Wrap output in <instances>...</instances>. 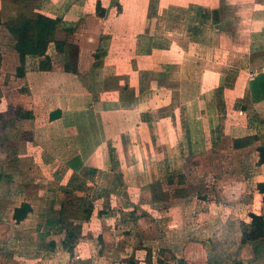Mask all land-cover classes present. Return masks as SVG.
I'll list each match as a JSON object with an SVG mask.
<instances>
[{"label": "crops", "instance_id": "obj_1", "mask_svg": "<svg viewBox=\"0 0 264 264\" xmlns=\"http://www.w3.org/2000/svg\"><path fill=\"white\" fill-rule=\"evenodd\" d=\"M44 2L52 7H40L36 16L59 20L56 38L45 51L51 63H44L45 56L35 60L33 48L25 76L16 77L28 98L22 119L35 133L25 141L26 151L41 153L33 163L41 162L44 172L16 185L9 199L0 198L5 209L10 207V224H27L30 236L38 237L60 225L65 210L79 202L92 209L91 219L100 212L110 216L107 233H121L137 254H145L142 264H150L147 259L155 251L161 260L156 264H264V238H258L251 218H264V196L255 195L261 198L260 212L238 217L236 203L232 214L237 216L227 220L222 204L206 205L192 196L190 163L181 159L184 155L175 156L178 147L183 154L190 151L192 130L208 129L203 109L216 97L231 99L239 111L264 106V0ZM171 8L188 11L190 24L180 38L172 35L177 26L165 36L160 25L156 30L153 25ZM209 34L219 39L216 46L209 45ZM242 34L246 55L235 68L219 59L220 47L225 48L228 36L240 41ZM84 179L83 194L74 192L75 201H69L65 195ZM238 182L239 191L249 193L264 182V174L256 186L250 178ZM130 189L138 202L129 211H103L129 202ZM26 204L32 212L16 221L15 210ZM211 210L215 215H209ZM125 218L137 223L140 234L131 233Z\"/></svg>", "mask_w": 264, "mask_h": 264}, {"label": "rangeland", "instance_id": "obj_2", "mask_svg": "<svg viewBox=\"0 0 264 264\" xmlns=\"http://www.w3.org/2000/svg\"><path fill=\"white\" fill-rule=\"evenodd\" d=\"M40 7H45V10L46 7L50 9L52 3H46L44 0H0V198L2 199L12 197V189L16 185L30 181L40 170L44 172L42 168H39L42 167L41 162L33 163L36 157L38 158L36 155L39 151H26L28 145L25 144V141L32 140L35 133L33 128L28 127V130L26 129L27 126L22 119V115L25 114L23 109L28 107L24 101L28 98L20 93L24 91L23 81H16L17 69L20 67L19 58L15 52L17 38L8 30L10 25H22L26 19L35 18V10H40ZM187 12V10L171 8L157 22L154 20L156 22L153 23L155 30L156 26L160 25L159 32L169 36L171 34L169 28L177 26L179 30L176 33L172 31V35L175 38H180L184 34L183 30H186L185 27L190 24V21L187 20L188 16L185 15ZM209 28H212L211 24H209ZM232 37L234 36L230 35L224 41L225 48L220 47L222 52L219 53V59H223L224 63L237 68L244 63L246 54L243 49L246 45V37L245 34H242L240 41L237 39L233 41ZM52 38L55 39L56 36L53 35ZM208 40L210 46H216L217 40L219 41L217 37H213L211 34H209ZM237 44H239L240 50L235 48ZM61 46L63 45H58L60 50ZM46 48V46L35 47L33 50L34 59L45 56L44 63H51V58L45 53ZM214 48L210 52L214 55L212 59H216ZM214 94L216 95V93ZM230 100L224 99L222 101L219 96V99L216 97L212 103H209V106H205L206 104L203 103L207 109V112L205 108L203 109V122L208 123V129L206 131L192 130L190 136L195 142L190 151L187 148L183 154V149L178 147L177 153H175L178 160L181 155H184L181 159H187L190 163L188 168L192 172L193 188L189 190L192 196L201 199V201L202 199L205 200L206 205L210 202L222 204L221 207L223 211H226L227 220L228 217L237 216L232 214V207L236 203L237 207L241 206V209L236 211V213H240L238 217H248V211L260 212L259 201L261 198L255 200L259 194L258 189H252L249 193H242L236 183L238 181L244 183L246 178H250L252 181L250 185L256 186L264 174V168L262 169L258 164V153L264 148V106L254 108L249 112L242 109L239 111L233 107L234 103L229 102ZM193 116H200V114L196 113ZM20 142L23 146L18 149L16 145ZM37 148L39 149V147ZM15 149L16 151L19 150L17 154ZM24 157H28L27 161H20V158L24 159ZM179 167L182 169V165ZM165 180H158V182ZM33 181L35 182V180ZM87 184L86 179L79 180L78 185L73 190H69L65 196L69 197V201H75L74 192L80 190V194H83L82 191L87 187ZM119 185L122 184L119 183ZM154 186L156 187V185ZM131 190L126 193L131 196L129 202L127 200L123 204L120 203L113 210L109 206V211H103L107 214L129 211L127 209L134 205V201L138 202L134 193H130ZM126 191H128V187ZM179 194H182V191ZM96 195L98 194L96 193ZM158 196L159 199H165L164 194H158ZM147 197L145 196V199ZM97 205L104 207L105 202H97ZM6 206L5 203H0V264H124L132 260L136 264L144 262L142 255L145 254H137L134 247L123 241L121 233H115V231L110 235L107 233L106 228L109 227L110 216L105 217L100 212L93 219L88 217L91 219H89L91 224L87 221L85 208L80 206L79 202L74 209L67 208L65 210V213L61 215L60 225H55L50 231H48L50 228H46L38 237L32 235L33 238L28 233L29 225L17 224L15 226L14 224L13 226L10 224L9 213L11 210L10 207L5 209ZM124 208L127 211L123 210ZM213 210L216 212V209ZM209 212L210 216L215 215L212 210ZM129 224L131 233L135 236L137 233L140 234L137 223L131 222ZM68 230L74 231L75 238L68 239L66 232ZM62 233L64 236L61 238ZM228 235L231 236L230 231H228ZM69 247H74L73 252ZM151 254L147 262L156 264V262L161 261L157 258L158 252H151ZM137 255L139 256L137 257ZM162 255L165 259L170 258L164 253Z\"/></svg>", "mask_w": 264, "mask_h": 264}, {"label": "trees", "instance_id": "obj_3", "mask_svg": "<svg viewBox=\"0 0 264 264\" xmlns=\"http://www.w3.org/2000/svg\"><path fill=\"white\" fill-rule=\"evenodd\" d=\"M22 25H10L8 30L17 38L15 50L19 54L20 67L17 69V76L22 78L25 76V64L27 57L31 54L35 47H44L51 41L54 31L56 30L59 20L46 17L44 15H37L33 19H26ZM26 25V26H25ZM25 117V116H23ZM29 115L26 116L28 118ZM53 119V116H52ZM258 164L264 168V148L259 151ZM260 194L264 196V182L258 185ZM264 203V197H263ZM32 212L30 205H23L21 208L15 210L14 219L16 221L25 220ZM86 217H90L92 209H86ZM252 226L256 228L258 238H264V218L251 215ZM68 239L75 238L74 231H67ZM73 251L74 247H69ZM127 264H136L134 261H129Z\"/></svg>", "mask_w": 264, "mask_h": 264}]
</instances>
